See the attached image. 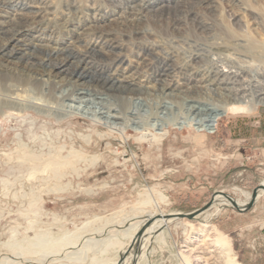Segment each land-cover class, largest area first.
I'll list each match as a JSON object with an SVG mask.
<instances>
[{"label": "rangeland", "instance_id": "374dc122", "mask_svg": "<svg viewBox=\"0 0 264 264\" xmlns=\"http://www.w3.org/2000/svg\"><path fill=\"white\" fill-rule=\"evenodd\" d=\"M161 1L164 14L143 11L138 22L112 25V38L140 55L159 41L181 60L193 50L186 42L206 37L199 21L216 22L223 11L221 19L231 28L226 13L237 10L234 0H214L216 12L186 1L189 14L174 18L166 13L173 4ZM247 4L249 21L262 17L248 34L256 39L264 35V0ZM68 36L62 30L59 39ZM148 61L156 65L153 57ZM36 112L9 122L0 117V264H117L142 229L137 257L131 250L124 264H182L185 247L195 244L205 257H221L215 234L230 244L238 264H264V192H257L247 212L219 194L245 205L264 184V106L253 110L252 118L229 112L204 134L171 124L162 133L124 129L120 134L119 126L65 108ZM208 203L192 220H157Z\"/></svg>", "mask_w": 264, "mask_h": 264}, {"label": "bare ground", "instance_id": "6f19581e", "mask_svg": "<svg viewBox=\"0 0 264 264\" xmlns=\"http://www.w3.org/2000/svg\"><path fill=\"white\" fill-rule=\"evenodd\" d=\"M159 1L0 0V117L9 122L25 112L50 115L65 108L113 129L119 126L120 134L124 129L162 133L167 124L204 134L229 112L252 115L264 106V35H248L262 17L256 14L250 23L248 0L232 2L237 10L226 13L231 28L221 19L223 11L216 22L199 21L206 37L201 43L186 42L193 50L181 60L159 41L150 42L143 55L129 53L108 28L138 22L143 11L164 14ZM165 1L173 4L166 13L174 18L187 16L186 3L194 2ZM198 3L211 11L218 8L214 0ZM62 30L67 42L59 39ZM147 69L153 73L147 75ZM213 241L221 257H205L202 248L197 250L201 245L191 242L195 246L185 247L182 264H238L224 237L215 234Z\"/></svg>", "mask_w": 264, "mask_h": 264}, {"label": "water", "instance_id": "95a60500", "mask_svg": "<svg viewBox=\"0 0 264 264\" xmlns=\"http://www.w3.org/2000/svg\"><path fill=\"white\" fill-rule=\"evenodd\" d=\"M258 191H262L264 192V186L263 185H259L258 187H256L253 191L252 194L250 196V200L247 204L245 205H238L236 202H234L231 198L227 197L225 194L219 193L220 195H222L224 198H226V200L231 204V206L238 210L239 212H247L249 211L252 206L255 203V200L257 198V192ZM210 205V203H208L205 207L189 213V214H172V215H167V216H159L157 220H162L164 223L170 221V220H176V219H188V220H192L193 218H195L197 215H199L200 213H202L203 211H205L208 206ZM150 223V222H148ZM163 227H160L156 232H154L155 234H158L162 231ZM143 229L138 232L135 236V238L133 239V241L131 242L130 246L128 247V249L126 250V252L120 257L119 262L117 264H124V260L126 258V256L128 255V253L131 250H134V258L137 257V241L140 239L142 233H143ZM136 244V245H135ZM133 264H136V262H134L133 260Z\"/></svg>", "mask_w": 264, "mask_h": 264}]
</instances>
